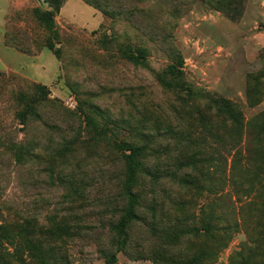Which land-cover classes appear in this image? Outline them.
Listing matches in <instances>:
<instances>
[{
  "label": "rangeland",
  "instance_id": "1",
  "mask_svg": "<svg viewBox=\"0 0 264 264\" xmlns=\"http://www.w3.org/2000/svg\"><path fill=\"white\" fill-rule=\"evenodd\" d=\"M263 76L264 0H0V264H185L224 234L210 264H264L243 183L198 186L180 165L205 149L226 168L234 154H219L180 86L249 119L264 111L247 100ZM120 143L144 148L126 237Z\"/></svg>",
  "mask_w": 264,
  "mask_h": 264
},
{
  "label": "trees",
  "instance_id": "2",
  "mask_svg": "<svg viewBox=\"0 0 264 264\" xmlns=\"http://www.w3.org/2000/svg\"><path fill=\"white\" fill-rule=\"evenodd\" d=\"M224 9L226 12L231 11L229 8ZM104 13L109 14L110 12L105 10ZM124 54L136 63H142L145 57L144 50L141 48H127L124 50ZM180 87L185 92L186 97L196 105L197 114L203 122L202 126L208 132V135L218 143L219 154L222 156L223 153L226 154V152L231 151L229 154L231 155L234 152L230 164L227 155L226 168H224L223 161L220 160L221 157L211 155L205 149L194 150L186 158L184 164L180 162V165L191 166L198 174L196 177H186L182 180L198 186L210 183L211 189L215 188L222 192L227 181H230L233 186H236L238 181L241 184L243 183L242 193L245 196L243 203L250 209L252 218L258 220L257 228L261 230L258 232V236H264V203L260 204L257 201V197L264 193V159L262 158L263 150L260 147L262 144L264 146V111L247 119L240 106L230 99L196 89L191 84ZM262 93L261 89L255 90V88L252 89L251 85L248 86V104L251 107L259 105L264 100L260 99V96L264 95ZM184 140L187 143H191V141L199 143L198 138H193L190 135ZM120 147L126 152V176L123 187L128 202L124 215L116 228L120 236L126 237L129 224L139 219L137 212L139 194L135 187L141 172V158L144 155V148L129 143H123ZM244 159L245 163L243 162ZM211 161L217 162L214 163L215 166L212 169H208ZM202 178H206L205 183L201 182ZM254 229L251 230L248 227V237L251 238V232ZM205 231L208 233L209 227H206ZM212 239H214L213 246L210 244L206 248L197 249L192 258L185 264H210L215 262L217 256L227 246L229 238L224 234L219 241L214 236ZM0 249H3L1 244ZM6 257H10V254L0 253V260L3 262H5ZM20 261L25 264L23 258H20Z\"/></svg>",
  "mask_w": 264,
  "mask_h": 264
}]
</instances>
